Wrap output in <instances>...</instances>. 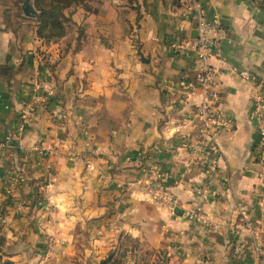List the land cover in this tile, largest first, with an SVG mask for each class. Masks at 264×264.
I'll list each match as a JSON object with an SVG mask.
<instances>
[{
    "label": "crops",
    "instance_id": "obj_1",
    "mask_svg": "<svg viewBox=\"0 0 264 264\" xmlns=\"http://www.w3.org/2000/svg\"><path fill=\"white\" fill-rule=\"evenodd\" d=\"M193 1H88L49 43L0 21V238L13 264H104L126 237L174 264H264L254 87L239 75L264 81V0H199L223 30L210 64L235 122L214 159L186 145L202 100ZM240 204L254 234L236 228Z\"/></svg>",
    "mask_w": 264,
    "mask_h": 264
},
{
    "label": "built area",
    "instance_id": "obj_2",
    "mask_svg": "<svg viewBox=\"0 0 264 264\" xmlns=\"http://www.w3.org/2000/svg\"><path fill=\"white\" fill-rule=\"evenodd\" d=\"M196 9L197 22V46L196 56L199 63L195 77V86L202 92L201 103L197 106L194 113L195 122L198 130V144L194 146L188 140L187 147L198 149L213 159L217 157L218 146L216 139L225 131L231 130L234 125V119L218 108L220 100L218 93V83L216 81V70L210 64L211 59L218 57L219 41L223 38V30L217 19L209 21L200 7V1H193ZM175 50H182L184 46L173 45ZM240 77L246 83L254 87V117L258 121L260 143L256 148L258 162L264 166V81L253 77L249 72H240ZM91 166L89 165V168ZM214 167V165H213ZM239 219L236 228L248 229L254 234V228L248 220L245 207L240 204L238 207ZM192 220L203 219L198 212L189 213ZM261 244H257L255 251L261 250Z\"/></svg>",
    "mask_w": 264,
    "mask_h": 264
},
{
    "label": "rangeland",
    "instance_id": "obj_3",
    "mask_svg": "<svg viewBox=\"0 0 264 264\" xmlns=\"http://www.w3.org/2000/svg\"><path fill=\"white\" fill-rule=\"evenodd\" d=\"M88 1L92 2L94 0ZM26 3L32 5L34 9H36L33 0H24L23 2L20 0H0V21H2L8 29L19 31V33L22 34H29L31 31H35V20L37 18H26L23 11V6ZM64 13L65 17L68 18V22L65 23L66 28L67 24L70 22L71 9H66ZM154 194L157 198L163 197L160 191L154 192ZM119 241L118 243L109 245L108 254L103 260L104 264H174L167 255L158 253V251L155 250H150L149 247L146 248L145 244L139 241H135L129 237ZM0 258H2V254H0ZM7 260L10 261L4 256V261Z\"/></svg>",
    "mask_w": 264,
    "mask_h": 264
},
{
    "label": "trees",
    "instance_id": "obj_4",
    "mask_svg": "<svg viewBox=\"0 0 264 264\" xmlns=\"http://www.w3.org/2000/svg\"><path fill=\"white\" fill-rule=\"evenodd\" d=\"M23 2L24 0H20ZM36 10L39 12L35 20V33L37 37L46 42L57 41L64 37L66 33L65 23L68 18L65 17L66 9L84 5L88 0H33ZM3 240L0 238V264H13L11 261H4ZM7 257V256H6Z\"/></svg>",
    "mask_w": 264,
    "mask_h": 264
},
{
    "label": "water",
    "instance_id": "obj_5",
    "mask_svg": "<svg viewBox=\"0 0 264 264\" xmlns=\"http://www.w3.org/2000/svg\"><path fill=\"white\" fill-rule=\"evenodd\" d=\"M23 11H24L25 16L28 17V18H37L38 17V12L36 11V9H34V7L32 5H30V4H28V3H26L23 6ZM192 37L194 39L198 38L197 31H194Z\"/></svg>",
    "mask_w": 264,
    "mask_h": 264
}]
</instances>
